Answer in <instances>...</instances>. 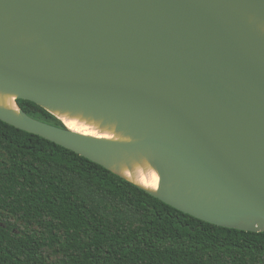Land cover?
<instances>
[{"label": "water", "instance_id": "obj_1", "mask_svg": "<svg viewBox=\"0 0 264 264\" xmlns=\"http://www.w3.org/2000/svg\"><path fill=\"white\" fill-rule=\"evenodd\" d=\"M0 93L18 107H0L1 122L125 180L121 167L145 159L158 191L127 181L206 223L264 232V0H0ZM18 100L132 141L43 123Z\"/></svg>", "mask_w": 264, "mask_h": 264}, {"label": "trees", "instance_id": "obj_2", "mask_svg": "<svg viewBox=\"0 0 264 264\" xmlns=\"http://www.w3.org/2000/svg\"><path fill=\"white\" fill-rule=\"evenodd\" d=\"M17 104L66 129L34 103ZM0 264H264V232L198 220L0 121Z\"/></svg>", "mask_w": 264, "mask_h": 264}, {"label": "bare ground", "instance_id": "obj_3", "mask_svg": "<svg viewBox=\"0 0 264 264\" xmlns=\"http://www.w3.org/2000/svg\"><path fill=\"white\" fill-rule=\"evenodd\" d=\"M15 101H16V96L0 93V105H3V106H0L1 108L8 109L10 111L18 113V107L15 104ZM53 115L56 118H58L60 121H62L63 124L70 130L76 133L85 135V136L95 137L98 139H105L109 141H116V142H131L132 141L131 138L126 137L124 133L117 132L115 125L105 124L101 120H96L92 117L84 116L83 114L53 112ZM149 165L150 164L145 159L141 161L134 159L131 161L130 167L127 165V163L124 164L121 167L119 173L121 176H123L127 180L146 189L145 187H143L137 182L141 179L148 180V182H151V177L147 171V168ZM138 168L144 169L143 177H141L138 174L137 172ZM152 168L154 167L152 166ZM129 177H131V179H129ZM146 190L150 192H154V193L158 191V190L154 191L150 189H146Z\"/></svg>", "mask_w": 264, "mask_h": 264}, {"label": "clouds", "instance_id": "obj_4", "mask_svg": "<svg viewBox=\"0 0 264 264\" xmlns=\"http://www.w3.org/2000/svg\"><path fill=\"white\" fill-rule=\"evenodd\" d=\"M0 106H3V105H0ZM147 171L151 177V182H148V180L141 179L137 183H139L140 185H142L146 189H150V190H154V191L158 190L159 184H160V179H159V176L157 174V171L154 168H152L151 165L148 166ZM137 172L141 177L144 176V169L138 168ZM129 179H131V177H129Z\"/></svg>", "mask_w": 264, "mask_h": 264}]
</instances>
